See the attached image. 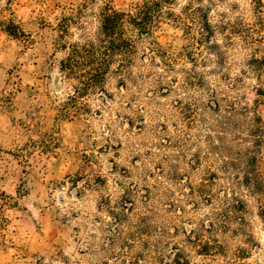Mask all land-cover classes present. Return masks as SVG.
Masks as SVG:
<instances>
[{
  "label": "rangeland",
  "instance_id": "1",
  "mask_svg": "<svg viewBox=\"0 0 264 264\" xmlns=\"http://www.w3.org/2000/svg\"><path fill=\"white\" fill-rule=\"evenodd\" d=\"M136 1L0 0V264H264V75L247 66L264 38L233 29L255 0H176L134 80L110 73L77 111L61 29L83 42Z\"/></svg>",
  "mask_w": 264,
  "mask_h": 264
},
{
  "label": "trees",
  "instance_id": "2",
  "mask_svg": "<svg viewBox=\"0 0 264 264\" xmlns=\"http://www.w3.org/2000/svg\"><path fill=\"white\" fill-rule=\"evenodd\" d=\"M175 3L176 0H137L127 10L107 5L101 14L99 31L93 38L83 42L68 43L64 38L69 35V29L66 26L63 27L59 44L67 49L68 53L61 60V69L70 78L76 80L75 92L69 97V106H74L76 110H79L81 109L78 105L80 98L99 90L105 93L104 85L108 75L112 72L119 74L124 83L127 80H134L133 67L139 57L138 44L144 39H151L150 43L158 44L154 37L162 22L172 18L178 21L176 19L178 16L172 9ZM196 9L202 10V7H196ZM253 13L252 22L240 19L235 26L233 25L234 31L239 32L244 40L255 39L253 36L264 38V3L262 0L254 1ZM190 18H193L194 22L197 19L195 16ZM203 20V31L207 30V34H212L214 28L209 17L206 16ZM8 31L13 32L9 29ZM247 66L258 75L263 83L264 56L253 55L248 59ZM260 92L264 94L263 87ZM177 262L178 264H189L188 261L183 263L180 259Z\"/></svg>",
  "mask_w": 264,
  "mask_h": 264
}]
</instances>
